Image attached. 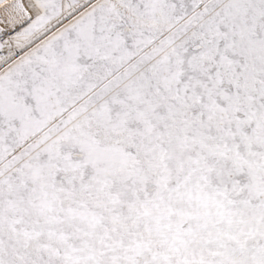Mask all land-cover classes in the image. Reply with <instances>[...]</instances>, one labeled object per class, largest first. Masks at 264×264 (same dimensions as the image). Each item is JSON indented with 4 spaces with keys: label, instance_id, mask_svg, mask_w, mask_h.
<instances>
[{
    "label": "snow or ice",
    "instance_id": "snow-or-ice-1",
    "mask_svg": "<svg viewBox=\"0 0 264 264\" xmlns=\"http://www.w3.org/2000/svg\"><path fill=\"white\" fill-rule=\"evenodd\" d=\"M0 264H264V0H0Z\"/></svg>",
    "mask_w": 264,
    "mask_h": 264
}]
</instances>
